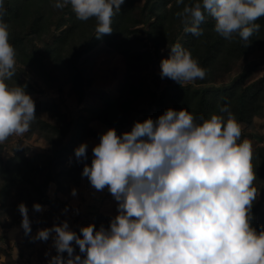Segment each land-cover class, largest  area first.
<instances>
[{"label":"clouds","instance_id":"9594fccd","mask_svg":"<svg viewBox=\"0 0 264 264\" xmlns=\"http://www.w3.org/2000/svg\"><path fill=\"white\" fill-rule=\"evenodd\" d=\"M49 2L54 9L70 5L80 21L94 18L101 38L113 32V17L125 0ZM4 4L0 0V144L28 132L36 119L26 85L8 84L17 52ZM206 14L219 36L228 41L238 36L248 43L261 29L256 21L264 17V0H192L176 13L195 37L204 33ZM206 74L180 43L160 61L161 79L180 86ZM242 129L227 103L207 118L186 108H168L119 135L108 129L92 147L91 163H84L81 175L98 191L107 186L117 214L107 227L91 223L80 227L79 234L67 220L38 230L32 239L51 238L56 252L45 253L50 255L47 264H264V225L253 226V145L242 139ZM87 150V143L74 150L78 162L88 160ZM71 194L76 195L75 188ZM33 209L43 210L39 203ZM18 210L27 235L32 231L28 207L21 202Z\"/></svg>","mask_w":264,"mask_h":264},{"label":"trees","instance_id":"16d2710c","mask_svg":"<svg viewBox=\"0 0 264 264\" xmlns=\"http://www.w3.org/2000/svg\"><path fill=\"white\" fill-rule=\"evenodd\" d=\"M135 1L125 0L120 11L113 17V32L97 38L95 19L88 21L76 19L70 5L64 9H54L49 0H5L6 14L4 20L9 25L10 42L16 49V59L41 79L47 80L49 75L43 65L42 58L45 55L51 57L57 69L62 71L65 77H68L72 90L78 96H82L84 80L79 72L78 63L85 54H88L102 42L124 56L127 75L146 70L149 55L143 52V49L149 47L151 43L157 51L163 47L169 48L170 51L173 44L180 43L184 48L190 50L200 66L207 70L206 77L203 80L198 79V83L204 85L214 83L216 85V80L231 73L242 59H247L254 53H260L261 57L264 58V17L256 21L261 24V29L249 38L248 43L242 41L238 36H234L231 41L219 36L214 31V19L212 17L207 19V14L201 24L204 29L203 35L195 37L190 32L185 31V27L190 26V24L186 25L176 15L177 12L182 11L185 5H190L192 0H184V3L179 5L176 0H145L143 6H137ZM65 12L67 13L65 16H70H67L69 23H66L65 28L62 29V36L56 37L53 42H48L47 37L51 35L55 15H62ZM65 16H62V19ZM63 25L61 21L56 30H60ZM146 27L148 28L146 29ZM127 35H132L133 39L126 41L122 38ZM36 41L42 43L45 46L44 49L39 47ZM254 70L255 68H251L245 72L244 76L242 74L236 76L230 84L215 88L212 91H194L191 85L180 86L169 78H163V81L167 83L164 93L169 92L168 99L172 103L180 109L186 108L196 117L207 118L210 113H218V106L227 103L238 121L250 124L255 117L264 115L263 83L258 81L245 84L251 78ZM8 82L12 86L26 85L28 94L35 91L27 80L21 79L18 73ZM164 93L162 94L164 95ZM151 95L155 99L157 98L156 93L150 90L146 82L134 76L128 77L124 81L117 102L113 106L102 109L97 114L96 119L104 123L108 129L115 128L119 135L128 126L124 117L131 112L139 99L147 97L149 102L153 103L151 107L158 102H167L162 97L163 95L156 100L157 102L155 100L150 101ZM78 100L81 102L80 97ZM157 105L159 107L156 111L150 110L149 117L153 119L164 113L161 105ZM45 110L52 111L53 115L58 116L62 128L59 129L46 124L40 118V114ZM35 114L36 119L32 122L29 131L40 134L51 144L53 148L51 150L54 151L56 147L63 144V140L70 132L71 123L63 124L62 115L57 113L54 105L51 107L48 105L40 107L39 105L35 108ZM144 120L139 121L143 122ZM81 124L82 121H78L73 125L71 132L77 131L83 134V131L79 132ZM130 130L131 127L128 131ZM57 135L58 137H56ZM80 140L82 139L79 138ZM64 150L66 149L60 148L62 156L65 155ZM91 159L92 156H88V160L85 162H78L76 159V169L73 168L64 173L70 174V179L71 177L82 178L84 163L90 165ZM52 162L53 159L50 154L27 157L24 151L20 149L13 159L8 161H3L0 156V181H3V186L0 188V210L6 209V213L8 211L11 217L15 213L11 226L21 225V214L18 210V205L21 202L28 207V214L34 215H38L33 209L34 203L49 204L55 202L45 194L46 187L50 182L55 181L62 185L59 176H54L50 170ZM252 165L253 171L256 173L253 186L257 189V199L254 201L252 209L253 226L259 228L260 225H264V145L256 148L253 152ZM75 183L77 184V182ZM32 185L35 189L29 193V187ZM66 187H63V190ZM261 190H263L262 194L260 193ZM106 220L109 221L110 219L101 216L99 224H96L97 228ZM108 225L104 224L105 227ZM31 229L33 230L34 227L31 226ZM31 238L32 235L28 240Z\"/></svg>","mask_w":264,"mask_h":264},{"label":"rangeland","instance_id":"374dc122","mask_svg":"<svg viewBox=\"0 0 264 264\" xmlns=\"http://www.w3.org/2000/svg\"><path fill=\"white\" fill-rule=\"evenodd\" d=\"M144 3L145 0L135 1L137 6H143ZM57 13H59L58 10ZM66 14L65 12L62 15H55L51 27V35L47 37L48 42H53L56 37L62 36V29L65 28L66 23H69L68 17L70 15H67V17L65 16ZM62 16H65V18L62 19ZM206 17L207 19L211 18L208 15ZM61 21L64 25L57 31L56 27ZM122 38L126 41L133 39L132 35ZM36 42L39 47L44 49L45 46L42 43ZM143 52L149 55V60L146 62V70L127 75L124 56L109 48L103 42L98 44L95 49L85 54L78 63L79 72L84 80L82 96H78L72 90L68 77H65L62 71L57 69L51 57L45 55L42 58L43 65L49 75L47 80L41 79L36 73L16 59V73L20 75L22 80H27L35 90L30 94L35 102V108L39 105L40 107L45 105L51 107V105H54L57 113L62 115L63 124L70 122L71 127L69 134L63 140V144L56 147L54 151L51 150L53 149L51 144L40 134L31 131L20 136L14 135L0 144V156L3 161L13 159L19 149L23 150L27 157L50 154L53 159L50 170L54 176H59V180L62 182V185H59L58 182L53 181L46 187L45 194L52 201H55L54 203L41 204L43 210L36 211L38 215L28 214L31 226L34 229L27 235L21 225L11 226L15 213L11 217L8 211L6 213V209L0 210V264L47 263L50 255L56 254L55 249L52 248L51 238L48 241L33 240L32 238L28 240L31 235L34 237L38 230L51 227L53 223L67 220L69 227L79 234L80 227L91 223L99 224L101 216L110 219L117 214V202L107 191V186L104 190L98 191L90 184L87 177H71L70 179L71 175H66L65 173L70 169H76L77 158L74 150L76 146L80 145V142L88 144L87 155L92 156V147L99 143L101 134L108 130L104 123L96 119V116L102 109L113 106L117 102L124 81L128 77L134 76L148 84L150 90L155 92L157 97L155 99L151 95L150 101L158 100L163 95L162 93L165 92L167 83L159 75V65L162 58L168 57L169 48L163 47L157 51L151 43L149 47L143 49ZM251 68H255V70L245 84L261 81L264 85V58L261 57L260 53H254L248 56L247 59H242L231 73L216 80V85L215 83L212 85L199 84L198 79L184 85H191L194 91H212L215 88L230 84L236 76L241 74L244 76L245 72L251 70ZM8 84L10 83L8 82ZM168 93H164L162 96L167 102H158L157 104L161 105L163 111L168 108L180 110L178 106L168 99ZM79 97L81 102L78 100ZM42 103L43 105H41ZM151 104L153 103H150L147 97L139 99L131 112L124 117L128 126L123 131H128L134 122L147 119L151 114L150 110L156 111L157 107H159L157 104L151 107ZM40 118L46 124L59 129L62 128L58 116L53 115L52 111H42ZM78 121H82L79 132L83 131V134L77 131L71 132L73 125ZM242 125V139L248 138L252 142L253 152L256 148L264 145V115L255 117L250 124L242 123ZM79 138L82 140L79 141ZM60 148L66 149L64 150V156L61 155ZM2 186L3 181H0V188ZM65 186L67 187L63 190ZM29 188V193L35 189L33 185ZM74 188L76 189L75 196L71 194ZM262 192L263 190L260 191L261 194ZM73 212L76 213V216H73ZM20 220H22L21 216ZM102 224L108 225L109 221L106 220ZM45 253L50 255L46 256Z\"/></svg>","mask_w":264,"mask_h":264},{"label":"built area","instance_id":"2783aa9c","mask_svg":"<svg viewBox=\"0 0 264 264\" xmlns=\"http://www.w3.org/2000/svg\"><path fill=\"white\" fill-rule=\"evenodd\" d=\"M73 214H74L73 216H76V213H75V212H73ZM37 264H47V263H40V262H39V263H37Z\"/></svg>","mask_w":264,"mask_h":264},{"label":"crops","instance_id":"0c3cea01","mask_svg":"<svg viewBox=\"0 0 264 264\" xmlns=\"http://www.w3.org/2000/svg\"><path fill=\"white\" fill-rule=\"evenodd\" d=\"M96 132V131H95Z\"/></svg>","mask_w":264,"mask_h":264}]
</instances>
